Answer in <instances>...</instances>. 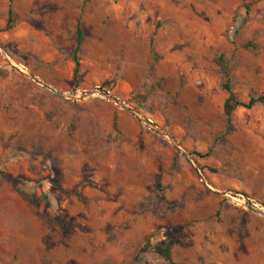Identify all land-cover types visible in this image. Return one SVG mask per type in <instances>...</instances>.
<instances>
[{"label": "rangeland", "instance_id": "rangeland-1", "mask_svg": "<svg viewBox=\"0 0 264 264\" xmlns=\"http://www.w3.org/2000/svg\"><path fill=\"white\" fill-rule=\"evenodd\" d=\"M10 8L0 264H264V105L228 124L222 89L264 96V0H0V31Z\"/></svg>", "mask_w": 264, "mask_h": 264}, {"label": "trees", "instance_id": "trees-1", "mask_svg": "<svg viewBox=\"0 0 264 264\" xmlns=\"http://www.w3.org/2000/svg\"><path fill=\"white\" fill-rule=\"evenodd\" d=\"M12 21H13V13H12V10L10 8L9 20H8L5 28L3 30H1L0 33L10 31L12 29ZM81 40H82V32H81L80 24H78L77 46H76L75 53H74V61H75L77 70L79 67L78 53L80 51ZM151 46H152V41H151ZM243 48L244 49H251L252 45L247 44ZM221 62H223V58H221ZM77 70L75 71V73H77ZM223 70H224V74L226 77V82L223 84L222 89L227 94V99L224 103L223 111H224V115L226 117L227 123L230 124L236 108L241 107V108H244L246 110H251L256 105H264V96H260L258 98H250L248 103H244V102L240 101L238 99V97L236 96V94L232 90L227 67L224 66ZM72 193L75 194L76 196H79V194L75 191ZM155 251H156L157 255H159L161 258H163L167 264H173L172 258H171V251H170V244L169 243L165 242L163 244V246L158 247Z\"/></svg>", "mask_w": 264, "mask_h": 264}, {"label": "water", "instance_id": "water-1", "mask_svg": "<svg viewBox=\"0 0 264 264\" xmlns=\"http://www.w3.org/2000/svg\"><path fill=\"white\" fill-rule=\"evenodd\" d=\"M8 59V58H7ZM21 73H23L24 75H25V73L24 72H22L21 71ZM32 81H34L36 84H38V85H41V86H43L44 88H46L47 90H50L51 92H53V93H55V94H57V95H60V96H62V94H59V93H57L56 91H54L53 89H51L50 87H48V86H45L44 84H42L41 82H39L37 79H35V78H30ZM85 96H87V97H99V98H101V99H104V100H106V101H108V102H111V103H113V104H115L116 106H119L121 109H123V110H126L127 112H129V113H131V114H133L134 116H136L137 118H138V115L136 114V112L134 111V110H132V109H129L128 107H126L124 104H122L119 100H117L116 98H114V97H111L109 94H107L106 92H103V91H100V90H97V91H93V92H89V93H86L85 94ZM144 122V121H143ZM144 124H146V125H148L147 124V122H144ZM151 128H153L154 130H155V132H157L158 134H160L161 136H163L164 138H166L181 154H183L184 156H186L190 161H191V163L194 165V167H195V170H196V172H197V174H198V176H199V178H200V180H201V182L209 189V190H211V191H213V189L207 184V182H206V180H205V178H204V176H203V174H202V172L200 171V169L198 168V167H196V165L194 164V162H193V160L191 159V157L188 155V154H186V153H184L175 143H174V141L171 139V138H169L166 134H164L162 131H160V130H158V129H156L155 127H152L151 126ZM225 196L226 195H228V193H225L224 194ZM249 210L251 211V212H253V213H257V214H259V215H261V216H263L264 217V213H262V212H258L257 210H255L254 208H252V207H249Z\"/></svg>", "mask_w": 264, "mask_h": 264}]
</instances>
